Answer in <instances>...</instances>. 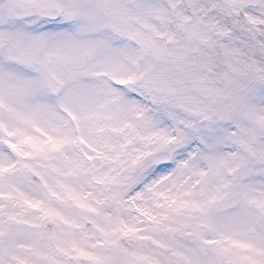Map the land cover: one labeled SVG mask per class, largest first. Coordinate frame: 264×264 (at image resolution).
<instances>
[{
	"label": "snow or ice",
	"instance_id": "1",
	"mask_svg": "<svg viewBox=\"0 0 264 264\" xmlns=\"http://www.w3.org/2000/svg\"><path fill=\"white\" fill-rule=\"evenodd\" d=\"M0 264H264V0H0Z\"/></svg>",
	"mask_w": 264,
	"mask_h": 264
}]
</instances>
